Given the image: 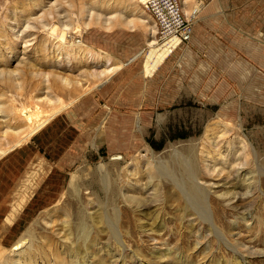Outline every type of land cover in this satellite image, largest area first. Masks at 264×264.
Wrapping results in <instances>:
<instances>
[{"label":"rangeland","instance_id":"1","mask_svg":"<svg viewBox=\"0 0 264 264\" xmlns=\"http://www.w3.org/2000/svg\"><path fill=\"white\" fill-rule=\"evenodd\" d=\"M180 1L189 43L152 78L141 57L98 81L159 44L139 0H0L1 151L26 130L23 108L49 113L95 86L40 132L46 145L31 138L0 159V264H264V0ZM212 76L224 96L214 114L245 124L214 176L203 154Z\"/></svg>","mask_w":264,"mask_h":264},{"label":"bare ground","instance_id":"2","mask_svg":"<svg viewBox=\"0 0 264 264\" xmlns=\"http://www.w3.org/2000/svg\"><path fill=\"white\" fill-rule=\"evenodd\" d=\"M199 6V5H198ZM203 8V7H202ZM201 12V7H198L196 9V12L192 13V16H199V13ZM142 23H149L146 20ZM156 26V25H155ZM154 35L157 34V28H153ZM67 33V32H66ZM51 38L54 40H59V42L64 43L66 39H62V31L58 29L57 27L52 28L49 33ZM65 38V37H64ZM62 45V44H61ZM76 45V44H75ZM78 45H81V42L78 43ZM65 47V46H64ZM147 48L149 49L148 53H145V49L139 52L137 55L132 57L130 60L126 62H120L118 65H116L113 69H110L109 71L103 72L100 75L96 76V79L98 81H103V79H106L110 74L121 70L122 68L131 65L132 63L138 61L141 57H144L146 62L143 68V73L145 78H152L158 70L162 67V65L165 64V62L173 56V54L176 51L172 52L171 54L168 53V49L164 45L157 44L156 41H150L147 44ZM110 77V76H109ZM68 80H65V84L67 86ZM215 77L212 76V81L209 84V90L211 93V96L208 100V111L206 113V119L209 121L207 131H206V146H204L203 154L205 155V162L207 163V169L211 170L212 175H219L222 174V168L224 166H228V163H230V157L236 152V148L238 147L237 143L239 141L240 134L243 133L244 125H238L233 118L230 117L229 112L225 108L222 109L221 113L219 115H215L214 111L216 106H220V102L223 100L224 96L222 94V86L216 93L215 90ZM100 86V85H99ZM79 89H82L84 91V94H81L78 98H76L74 101H72L70 104L65 105L61 108H57L51 112H41V111H31L28 108H23L20 115L22 116L23 120L25 121L26 130L19 132L15 134V141L13 143H9L8 149L1 151L0 150V159L4 158L5 156L9 155L11 152H14L17 150V152H23L20 148L30 144V140L39 139V136L42 135L40 133L44 128H46L49 124H51L53 121L55 122L57 120V117L66 109L71 108L73 104L77 103L84 95L89 93L92 88L84 87L83 83H80L77 85ZM74 89V88H73ZM78 90V89H77ZM80 92V91H79ZM224 92V91H223ZM80 94V93H79ZM217 109V108H216ZM214 115L216 117H214ZM68 115H65V118ZM64 116L59 118V122L63 120ZM57 122V121H56ZM58 123H56L57 126ZM62 124V123H61ZM60 124V126H61ZM59 125V124H58ZM56 129V128H55ZM40 133V134H39ZM9 135V134H8ZM9 137V136H8ZM243 140V139H242ZM241 150L244 152V155L242 157L241 167H247L248 165V157L252 156V151L249 143L247 141H241ZM20 147V148H19ZM216 147L219 148L218 151H216ZM19 149V150H18ZM3 160V159H2ZM3 164V163H2ZM15 164L17 165V161H9L5 166L7 168H12ZM182 166L185 168L189 179L195 183L197 187H195V191L197 193H202V189L197 184L196 174L193 167V164H189L185 161H182ZM240 171V169L237 170V173ZM238 175V174H237ZM241 175V174H240ZM239 176V175H238ZM237 176V177H238ZM49 185L53 184V180H49ZM63 182V181H62ZM56 184V182H55ZM48 187V185H46ZM59 187V186H58ZM51 189H47L45 191L46 195L44 198H54L55 194L54 188H56V185L50 186ZM59 190V189H58ZM30 240L23 238L22 240H19L15 246H14V252H18L19 250L23 249L26 244H29ZM36 260L33 258H29V260L25 263H16V264H35Z\"/></svg>","mask_w":264,"mask_h":264},{"label":"built area","instance_id":"3","mask_svg":"<svg viewBox=\"0 0 264 264\" xmlns=\"http://www.w3.org/2000/svg\"><path fill=\"white\" fill-rule=\"evenodd\" d=\"M139 1L156 25L158 43L164 45L169 54L189 43L194 23L193 19L185 14L180 0Z\"/></svg>","mask_w":264,"mask_h":264},{"label":"crops","instance_id":"4","mask_svg":"<svg viewBox=\"0 0 264 264\" xmlns=\"http://www.w3.org/2000/svg\"><path fill=\"white\" fill-rule=\"evenodd\" d=\"M192 39V38H191ZM62 122H59L58 121V124H57V126L58 127H56V123L53 125L54 126V131H56L57 133H62V132H64L66 129H67V126L65 127V128H63V125L61 124ZM60 124H61V126H60ZM65 126V125H64ZM56 128V129H55ZM47 133V132H46ZM45 133V134H46ZM49 135V134H48ZM44 137V136H43ZM50 138V136H45L42 140H38V141H36L37 143H39V144H42V145H46V143L44 142L45 140H47V139H49ZM20 156V155H19ZM18 156V157H19ZM14 158V157H13ZM24 176V175H23ZM21 179H23V177L21 178ZM20 187H18L17 189H18V191L16 190V192H22L24 189H21V187H24L23 185H22V181L20 180ZM24 188H26V187H24ZM28 188V187H27ZM26 188V189H27ZM29 192H30V189H29ZM32 192V191H31ZM44 194L46 195V193L44 192ZM45 195H43V197L45 196ZM47 204V203H46Z\"/></svg>","mask_w":264,"mask_h":264}]
</instances>
